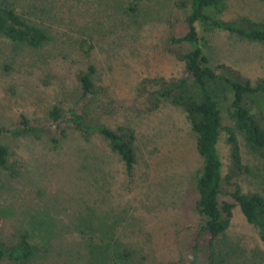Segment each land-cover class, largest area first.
<instances>
[{
    "label": "trees",
    "instance_id": "trees-1",
    "mask_svg": "<svg viewBox=\"0 0 264 264\" xmlns=\"http://www.w3.org/2000/svg\"><path fill=\"white\" fill-rule=\"evenodd\" d=\"M148 1L158 6L166 3ZM73 2L79 8H91L80 0ZM62 5V0H0V39L8 53L23 59L28 51L39 60L53 54L69 59L77 52L89 56L92 46L85 47L92 41L83 40L77 48L69 37L66 14L60 12ZM178 5L187 9V15L184 30L174 34L171 42L190 46L189 52L177 55L186 75L173 82L149 80L146 84L155 90L149 97L153 110L178 112L194 137V152L202 162L196 176L195 209L202 219L199 238L208 240L212 264H221L216 244L230 227L233 205L220 209L219 197L223 184H230L243 170L257 172L259 188L244 194L235 186L230 196L264 244V169L244 168L237 137L238 132L264 165V117L254 110V106L264 108V78L253 84L214 71L206 54L207 37L223 32L264 47V23L239 26L224 21V0H181ZM130 11L136 14L138 8ZM150 14L146 7L138 17L145 20ZM95 75L92 65L81 71L76 90L60 91L56 102L47 105L41 122L33 123L20 113L16 123L0 126V264H146L120 235L132 220L133 201L128 197L142 193L149 198L159 187L144 188L149 175L138 162L134 132L112 130L90 114L98 95ZM223 112L234 128L223 127ZM223 131L230 153L225 176L218 151ZM27 137L41 149L46 185L43 189L32 186L27 197H21L13 181L22 180L25 169L11 161L16 154L5 141ZM155 166L157 173L166 170L165 164ZM253 258L264 264V252Z\"/></svg>",
    "mask_w": 264,
    "mask_h": 264
},
{
    "label": "rangeland",
    "instance_id": "rangeland-1",
    "mask_svg": "<svg viewBox=\"0 0 264 264\" xmlns=\"http://www.w3.org/2000/svg\"><path fill=\"white\" fill-rule=\"evenodd\" d=\"M80 1L91 8H79L73 0H62L65 5L60 12L66 14L69 37L77 48L83 40L92 41L85 47L88 50L92 46L89 56L77 52L69 59L53 54L39 60L26 51L25 58L19 59L8 53L6 42L0 39V126L16 123L20 113L33 123L41 122L47 105L56 102L58 93H73L78 87V74L89 65L94 66L96 75L92 80L98 95L92 102L95 111L90 114L112 130L127 128L134 132L138 162L149 175L144 188L152 189L155 184L159 187L149 198L142 193L128 197L133 201L129 212L132 220L130 227L122 231L121 241L137 251L146 264H212L208 240L199 238L202 219L195 209L196 176L202 162L194 152V137L178 112L168 108L153 110L149 97L155 90L146 84L149 80L173 82L186 75L185 65L177 55L189 52L190 46L174 45L171 38L184 30L187 9L179 8L181 0H165L162 6L148 0ZM224 2V21L239 26L264 23V2ZM131 7L138 8V13H132ZM146 7L151 14L143 20L138 15ZM207 41L206 54L214 71L253 84L264 78L261 45L223 32L212 34ZM260 107L254 106V110L264 117V108ZM223 117V127L234 128L224 112ZM261 121L264 124V119ZM237 137L244 168L264 169L238 132ZM226 138L223 131L218 151L224 176L230 167ZM5 144L16 154L11 161L25 169L24 178L13 181L19 195L27 197L32 186L43 189L46 179L42 177L38 143L27 137L6 140ZM155 163L165 164L166 170L157 173ZM259 183L257 172L245 174L243 170L238 178L222 186L219 207L230 204L233 209L230 227L216 244L221 264H257L254 255L264 252L257 230L246 222L230 196L235 186L249 194L256 192Z\"/></svg>",
    "mask_w": 264,
    "mask_h": 264
}]
</instances>
